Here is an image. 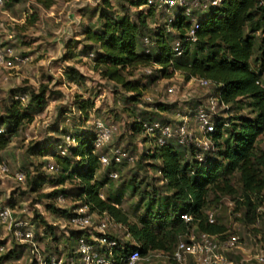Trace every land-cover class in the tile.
<instances>
[{
    "label": "rangeland",
    "instance_id": "obj_1",
    "mask_svg": "<svg viewBox=\"0 0 264 264\" xmlns=\"http://www.w3.org/2000/svg\"><path fill=\"white\" fill-rule=\"evenodd\" d=\"M102 3L103 0H55L49 8H44L36 0H4L0 8V46L12 49V56L5 57L0 62V117L7 114L12 90H19L13 95L24 96L21 110L29 114L2 151V162L7 165L8 172H0V207L9 208L11 218L0 227V256L9 250H14L15 255L3 258L0 264H29L33 260L38 262L49 256L62 257L64 260L74 247L76 241L73 239L74 244L72 241L68 243L67 235L75 228L69 224L66 216L47 208L52 203L57 208L71 210L75 204L74 199H50L45 196L56 188H70L78 183L77 179L66 181L63 186L50 182L59 174L48 167L50 164L57 165L52 155L62 149L65 155L61 156H67L69 147L76 144L67 139L68 135L83 130L87 132V136L96 134L97 122L111 129L108 146L126 150L131 160L127 159L115 166L117 177L108 176L106 183L99 188V194L102 198H107L119 190L118 207L130 223H137L143 216L145 200L152 189L159 193L153 211L165 207L164 202L157 206L165 192L160 189L162 182L158 172L151 167V163L156 161L150 158L140 161V155L154 145L149 138L143 141V133H133L130 128L132 119L144 110H153V103L162 102L175 104L173 113H162L164 118L175 121L180 119L189 104L201 102L205 106L212 96V85L202 87L194 80L184 81L178 72H174L169 78L148 82V76L156 74L158 66L139 64L125 70L124 77L127 81L137 80L145 84V88L141 91L139 102L133 104L127 100L132 92L103 76L95 67V51L88 48L91 42L84 34L88 27H100ZM109 4L119 13L123 5L129 11L131 20L134 19L135 10L141 8L134 9L126 0H109ZM207 11L209 12L208 9L199 11L196 15L203 17ZM153 16L146 19L148 27L152 29L154 23L159 25L162 22L156 13ZM175 16L176 7H173L163 16V21L166 22L167 17L173 21ZM248 30L249 24L244 27V33ZM166 31L175 32L169 24L165 26ZM253 35L254 50L248 64L250 69L258 73L259 84L264 86V60H261L257 49L260 30L254 31ZM171 43L169 41V45ZM72 69L83 74L81 81L73 82L68 79L67 74ZM168 88L172 89L171 92ZM32 93L43 95L41 103L37 104L36 100H32ZM83 99L94 103V107L88 111V118L78 111L75 103ZM240 101L239 109L219 104L215 114L210 113L211 117L241 115L252 118L255 112L247 106L248 100ZM189 128L198 135L196 124L191 118ZM0 129H4V126H0ZM98 149L95 147L96 151ZM253 152L255 156L264 152V139L261 135L254 143ZM258 168L264 179V166ZM103 170L101 166L95 173V179L101 180ZM16 172L25 174L23 182L16 179ZM132 175L134 177L131 179ZM35 176H43L45 179L41 186H32ZM226 178L233 192H208L204 213L211 212L215 223L220 224L227 234H236L240 242L244 243L226 252V256L234 264H264V258L259 263L253 259L255 253L262 251L264 254V244L259 236L264 224L258 223L259 229L253 231L252 225L243 222V207L234 211L235 200L241 198V183L237 171L227 174ZM131 184L138 186L132 193ZM143 188L146 193L140 199L139 190ZM261 194L260 192L259 195ZM91 217L98 222V216ZM156 221L154 219L152 223L154 229L160 223ZM16 222L26 223L25 230H29L32 237H22L21 230L16 229ZM47 225L53 228L52 235L49 234ZM126 232L123 224L109 226L106 230V233L116 236L120 241H126ZM152 264L172 263L169 255L162 253L161 257L152 259Z\"/></svg>",
    "mask_w": 264,
    "mask_h": 264
},
{
    "label": "trees",
    "instance_id": "obj_2",
    "mask_svg": "<svg viewBox=\"0 0 264 264\" xmlns=\"http://www.w3.org/2000/svg\"><path fill=\"white\" fill-rule=\"evenodd\" d=\"M36 1L42 7L49 8L55 0ZM126 1L134 9L141 7L135 10L133 20L123 5L119 13L110 6L109 0H103L99 16L100 27H88L84 34L91 42L88 48L95 51L93 57L95 67L103 76L122 84L126 90L132 92L127 100L133 104L139 102L145 84L137 80H125V70L139 64H156L157 73L148 76V82L169 78L174 72L180 73L184 81L191 78L208 79L214 87L212 96H215L219 103L230 106L231 109H239L240 100L247 99V106L251 107L255 114L252 118L241 115L221 118L213 115L211 120L214 122L215 130L208 136L213 148L203 154L201 161L194 158L195 152L192 147L187 149L180 146L173 138H169L165 144H153V147L145 150L140 155V161L145 158L156 161L151 163V167L158 172L162 182L160 189L165 192L157 206L164 202L165 207L160 209L156 207L157 210L153 211L156 196L159 194L153 188L145 200L143 216L137 223H130L118 207L119 190L107 198H102L99 194V188L106 183L109 173L115 172V166L127 160L123 158L119 163H114L113 150L119 147L108 146L107 142L96 151L95 133L89 136L84 130L71 133L70 136L76 144L69 147L67 156L58 153L52 155L59 174L50 182L63 186L66 181L77 179L78 183L70 188H56L45 196L50 199L59 196L72 197L75 204L71 210L57 208L52 203L48 204L47 208L52 212L61 213L68 220L75 208L86 205L90 213L106 212L114 223L125 225L126 233L130 235L126 241H120L116 236L107 233L109 238L117 241L113 248V256L110 257L113 264H124V259L134 247L138 248L141 255L148 251L170 255L176 240L193 227L197 231L212 234L224 231L220 224L206 221L203 208L207 204L208 192H233L226 175L237 171L241 183V198L235 200L234 211L243 207V222L252 225L254 228L251 229L257 231L259 228L253 223L256 207L262 200L259 193L264 190V179L258 168L264 166V152L255 156L253 147L258 136L261 135L264 139V86L259 84L258 73L250 69L248 62L254 50L253 32L256 30H260L257 49L260 51L261 60H264V0H224L217 8L207 11L203 17L197 18L196 41L190 46L183 45L179 56L173 55L169 41L173 42L180 38L187 27V22L183 21L181 14L177 12L175 20H171L170 25L175 32H165L163 16L166 13L163 6L156 5V0H152V4H146V0ZM154 13L162 22L159 25L154 23L152 29L148 27L146 19L154 17ZM247 24L249 30L244 33ZM143 37H146V43L143 42ZM67 77L70 81L79 82L83 79V74L77 69H72ZM17 91L19 90H12L7 114L0 117V126H4L0 131V162L2 151L9 144L11 136L17 132L23 119H28L29 116L28 112L21 110L23 109L21 101L13 99V93ZM42 96L32 93V100L39 104ZM75 103L78 111L88 118V111L94 107V103L89 99ZM197 105H201V102L189 104L180 117L188 115V119H193ZM27 107L35 109L32 106ZM152 108L153 110H144L132 119L130 128L133 133H143L140 125L143 121L173 123L181 119L174 121L162 116V113L174 112L176 109L174 103L155 102ZM147 140L143 134V141ZM40 152L39 150L38 153ZM102 154L109 158V163L102 167L104 170L101 180H97L95 173L101 167L99 157ZM78 165H81L80 168ZM133 177L134 175L131 179ZM43 181H45L43 176H35L32 186H41ZM137 187V184H131L130 192ZM139 193L142 199L146 192L143 188ZM182 214L190 216V220L184 222ZM154 219L160 222L155 229L152 224ZM46 227L52 235L53 228L50 225ZM90 231L101 235L91 226L70 231L67 235L68 243L71 241L73 243V239L76 242L65 259L73 257L77 260L75 253L77 240L81 236L87 238ZM259 236L264 244V227L259 231ZM68 243L66 242V245L69 246ZM98 249L101 251L104 248ZM14 255V250H9L0 256V263L3 258H11ZM169 261L176 264L170 257ZM29 264L37 262L33 260Z\"/></svg>",
    "mask_w": 264,
    "mask_h": 264
},
{
    "label": "built area",
    "instance_id": "obj_3",
    "mask_svg": "<svg viewBox=\"0 0 264 264\" xmlns=\"http://www.w3.org/2000/svg\"><path fill=\"white\" fill-rule=\"evenodd\" d=\"M224 0H156L157 6H163L165 13H168L171 8L176 7V13L179 12L184 22H187V27L184 29L182 36L174 40L170 49L174 56H179L182 52L183 45H192L196 41V29L198 28V16L199 11L213 10L220 6ZM152 4V0H146V4ZM4 0H0V8L3 6ZM171 23V18L167 17L165 26ZM143 42L146 43V37H143ZM12 56V49L8 46H0V62L5 57ZM198 86L209 87L212 82L204 78H191ZM171 92V88L167 89ZM13 99L23 100V95H14ZM222 103L218 102L215 96H210L207 100V104L197 105L194 109V122L197 127L198 135L189 128L188 118L184 115L180 120L171 122H159L150 121L141 122V129L143 134L150 139L152 144L162 145L165 144L169 138H173L174 141L185 148L192 147L195 152L194 158L197 161H201L203 154L212 150V143L208 138L209 134L215 130L214 122L211 120V114H215L216 107ZM3 130V129H2ZM0 129V131H2ZM111 129L105 127L103 124L97 122V132L95 134L94 146L96 148L105 144L110 138ZM68 140L73 142L74 139L68 135ZM59 155H65V151L60 149ZM123 158L130 159V156L120 148L113 150V161L115 164L119 163ZM100 165L104 167L109 163V158L102 154L99 157ZM49 169L51 171H58V167L50 164ZM0 172H8V167L4 162H0ZM110 177H116L115 172L109 173ZM15 177L17 180L23 182L25 180V174L22 172H16ZM262 200L256 207V214L254 218V225L262 222L264 223V192L261 194ZM62 199L61 196L58 197ZM98 216V222L93 221L91 216ZM11 218L10 209L7 207H0V227L4 225ZM181 218L184 222L190 220V216L182 214ZM69 224L75 229H83L86 227H92L94 231L99 232L101 235H97L89 232L87 238L81 236L77 240V246L75 253L77 260L73 257L64 259L53 258L49 256L44 260H40L37 264H113L110 257L113 256V248L117 245V241L114 238H109L106 230L109 226L116 227L118 224L114 223L112 217L106 212L101 214L90 213L86 205L79 206L74 209L73 215L68 219ZM206 221L208 223H214V217L211 212L206 213ZM26 223L16 222V229L21 230L20 235L24 238H31L32 233L29 230H25ZM23 228V230H22ZM126 238H130L129 233H126ZM243 245L236 234L226 233V230L220 233H206L200 232L195 227L186 231L181 237H179L170 252V259L176 264H234L227 256L226 252ZM102 247L103 250L98 248ZM161 253L158 251H148L144 255H141L138 248L134 247L130 249L128 255L124 259V264H152L153 258L161 257ZM264 254L262 251L255 253L253 259L256 262L263 261Z\"/></svg>",
    "mask_w": 264,
    "mask_h": 264
}]
</instances>
